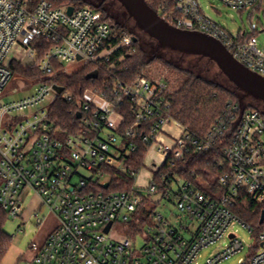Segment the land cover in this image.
Returning <instances> with one entry per match:
<instances>
[{
  "label": "built area",
  "instance_id": "1",
  "mask_svg": "<svg viewBox=\"0 0 264 264\" xmlns=\"http://www.w3.org/2000/svg\"><path fill=\"white\" fill-rule=\"evenodd\" d=\"M220 1L240 12L264 11V0ZM158 14L176 27L219 40L235 59L264 77V49L253 30L244 26L231 32L205 12L200 0H164ZM135 37L90 5L0 0V94L12 79L13 60L44 74L32 82L31 93L0 102V203L9 216H22L23 191L31 189L40 200L31 212L36 223H44L43 209L58 220L44 243L30 245L33 256L26 264H200L201 251L225 238L233 222L252 231L233 206L242 192L264 201V112L230 104L226 117L198 136L173 117L169 80L141 74L130 82L112 76L106 89L87 88L76 101L81 115L76 132H64L50 119V107L59 96L74 101L73 93L53 79L55 63L69 71V63L110 62L118 53L117 60L122 61L137 51ZM15 48L23 52L21 57H11ZM126 103L134 124L122 130L125 117L120 109ZM126 137L132 139L125 142ZM138 137L148 146L145 160L151 150L160 160L157 165L153 159L149 183L138 186L135 181L126 190L102 189L110 185L113 174L137 180L144 165L136 169L126 162L138 147ZM218 144L223 151L222 194H207L179 173L160 172L155 178L164 164L173 165L191 149L207 153ZM110 167L116 172H108ZM169 203L176 208L174 220L159 210ZM144 206L147 223L131 232ZM118 223L123 227L116 229ZM228 236L230 243L203 264H223L245 248L236 233ZM139 237L144 240L141 246ZM259 241L260 249L238 264H264V231Z\"/></svg>",
  "mask_w": 264,
  "mask_h": 264
},
{
  "label": "trees",
  "instance_id": "2",
  "mask_svg": "<svg viewBox=\"0 0 264 264\" xmlns=\"http://www.w3.org/2000/svg\"><path fill=\"white\" fill-rule=\"evenodd\" d=\"M50 1L57 6L70 4L76 6L89 5L83 0ZM146 1L158 13L160 4L164 2V0ZM90 6L112 19L119 30L132 33L125 24L114 17H110L101 4H90ZM167 21L174 25L171 19H167ZM136 45L138 47L137 51L133 54H126L122 61L117 60L119 53L113 56V59L117 61L115 67L111 69H109V66L113 59L110 62L89 63L74 71H66L64 64L55 63L57 72L53 79L64 89L71 91L74 96V101L71 102L59 96L51 105L49 116L57 127L67 133L76 132L81 128V120L77 114L79 107L76 101L83 96L87 88L97 86L101 89H106L105 83L109 82L113 78L112 76H118L120 79L130 82L138 75H147L145 70L154 62H161L177 73L178 87L169 94L171 113L176 120L187 126L198 136H205L218 119L225 118L230 110V104H241L240 95L235 90L208 80L191 69L169 63L161 57L147 58L146 52L140 46L139 39L136 41ZM10 67L12 76H19L21 80L33 82L44 76L36 67L22 64L19 61H11ZM95 70L98 71L97 78H89L88 75ZM107 91H109V88ZM120 110L125 117L122 123V130H125L134 124V116L127 103ZM131 139V137H126L124 141ZM135 141L138 143V147L129 155L130 158L126 163L130 168L141 169L144 165L148 146L143 143L141 137H138ZM221 162H223V151L219 144L214 150L207 153L191 149L183 159L173 165L164 164L156 172L155 178L159 176L160 172L179 173L183 179L191 181L207 194L220 195L225 191V188L220 184V175L224 170ZM106 170L110 173H115L117 169L110 167L106 168ZM135 181L133 177L113 174L110 185L108 187L102 186V189L106 191L131 189ZM161 183L162 187H165L164 182L162 181ZM1 185L2 179L0 177V187ZM145 211V206L141 207L137 215L140 220L138 223L133 222L131 224V232L132 230L133 232L141 230L145 226L147 223L143 217ZM233 211L243 222L251 226L252 235L260 243L259 235L264 231V221L261 222V215L264 212V201L257 202L251 196L242 192L233 206ZM8 218V211L0 203V264L4 261L13 244V235L5 228Z\"/></svg>",
  "mask_w": 264,
  "mask_h": 264
},
{
  "label": "rangeland",
  "instance_id": "3",
  "mask_svg": "<svg viewBox=\"0 0 264 264\" xmlns=\"http://www.w3.org/2000/svg\"><path fill=\"white\" fill-rule=\"evenodd\" d=\"M83 1L89 5L101 4L110 17H114L125 24L132 34L138 37L140 46L144 52H146L147 58L158 56L167 60L169 63L191 69L208 80L215 81L225 87L235 90L240 95L243 108L253 107L264 112V99L246 94L244 90L237 87V85L218 67L215 61L199 54L181 52L171 47L162 46L155 38L149 36L136 25L135 20L128 15L119 0ZM200 3L208 15L218 22H221L231 32L236 34L239 29L244 26L248 31L253 30L259 40V46L264 49V11L252 12L251 9H247L240 12L224 7L220 0H200ZM22 55L23 52L15 48L11 57H21ZM66 67L69 71H74L80 68L81 64L69 63ZM145 73L153 78L164 77L168 79L173 92L178 87L177 73L161 62H154L149 65ZM32 84V82L21 80L19 76L13 75L12 79L7 83L0 94V102L26 96L32 92ZM153 159H157V165L160 164L159 157L151 150L145 160L144 167L137 177L136 184L138 186H146L153 176L155 171ZM36 199H38V197L33 190L25 189L22 195L24 213L22 216L18 217L9 216L7 219L5 228L13 235V244L2 264H26V260L33 256L29 248L30 245L33 243L40 244L41 239H43L47 232L57 224L58 220L56 215L49 212L47 209H43L42 211V213L45 214L44 223L41 225L36 223L35 219L31 216L32 207H34ZM37 205H35V208L38 207ZM159 210L172 220L175 219V215L172 213L173 210L174 212L176 211L174 205L169 203L167 207L160 206ZM121 226L122 225L118 223L115 227L116 229H120ZM231 232L236 233L240 239L245 241V248L241 252L225 260L223 264H238L241 258L245 259L250 252L260 249L257 239L252 235L249 229L239 221H235L231 225L225 238L217 244L209 246L201 251V256L199 257L200 264H203L207 257L212 256L223 246L230 243L228 235ZM137 242L138 245L141 246L144 240L139 237Z\"/></svg>",
  "mask_w": 264,
  "mask_h": 264
},
{
  "label": "water",
  "instance_id": "4",
  "mask_svg": "<svg viewBox=\"0 0 264 264\" xmlns=\"http://www.w3.org/2000/svg\"><path fill=\"white\" fill-rule=\"evenodd\" d=\"M136 25L149 36L155 38L162 46L175 50L199 54L215 61L218 67L237 85L259 99H264V77L252 72L233 57L228 49L217 39L200 31L176 27L162 18L146 0H119ZM74 6L68 7L72 13ZM135 41L138 38L135 37ZM98 71L91 72L89 78H97ZM81 115L78 114V117ZM108 186V184H106ZM264 221V212L261 222ZM108 224L105 231L110 229ZM233 236V235H231ZM264 243L261 244L263 246Z\"/></svg>",
  "mask_w": 264,
  "mask_h": 264
},
{
  "label": "crops",
  "instance_id": "5",
  "mask_svg": "<svg viewBox=\"0 0 264 264\" xmlns=\"http://www.w3.org/2000/svg\"><path fill=\"white\" fill-rule=\"evenodd\" d=\"M169 129L172 130V132H173V131H176V133L178 132V130H177L176 128H174V127H170ZM169 129H168V130H169ZM35 202H36L35 205L40 204L39 197H38V199H36ZM35 205H34V207H32V210L36 207ZM37 206H39V205H37ZM56 226H57V224H56L52 229H50V230L47 232V234L43 237V239H41L40 244H41V243H44V241L47 239V236L51 233V231H52Z\"/></svg>",
  "mask_w": 264,
  "mask_h": 264
}]
</instances>
